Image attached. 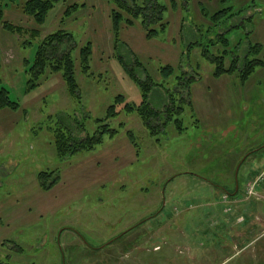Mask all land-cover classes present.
<instances>
[{"label": "rangeland", "instance_id": "obj_1", "mask_svg": "<svg viewBox=\"0 0 264 264\" xmlns=\"http://www.w3.org/2000/svg\"><path fill=\"white\" fill-rule=\"evenodd\" d=\"M24 2L0 0L2 20L22 28L7 31L0 19V89L18 104L0 110V264H264V182L245 192L264 171V0H157L165 7L152 26L157 35L147 37L141 16L121 21L117 47L110 0H60L41 24L22 11ZM56 31L74 37L78 97L51 68L27 90L37 47ZM87 42L83 71L79 49ZM255 44L248 58L263 64L246 80L237 70L214 76L202 55L224 57L226 66L235 57L240 66ZM130 51L164 84L150 94L151 106H169L171 96L182 108L181 133L174 116L152 137L121 103L107 121L116 135L58 157L57 124L83 139L97 133L118 94L140 102L117 60L132 63ZM166 65L173 73L164 79ZM179 76L194 82L185 89Z\"/></svg>", "mask_w": 264, "mask_h": 264}, {"label": "trees", "instance_id": "obj_2", "mask_svg": "<svg viewBox=\"0 0 264 264\" xmlns=\"http://www.w3.org/2000/svg\"><path fill=\"white\" fill-rule=\"evenodd\" d=\"M60 0H25L22 4V11L31 15L34 20L41 24L45 21L48 12L54 7V5ZM116 8H111L110 17L112 20V33L114 40L116 41L114 47H117L119 43V32L121 21L126 22L127 25H132L134 19L141 16V24L147 30V37H153L157 35L158 30L152 27L155 23H160L162 21V13L165 10V7L157 2V0H131L130 3L126 0H110ZM76 8V6H72ZM71 7V8H72ZM68 14V11L67 13ZM126 14L131 15L130 18ZM0 19L2 20V12L0 7ZM3 27L10 32L17 33L20 32L22 28L15 27L12 24L2 20ZM151 27V28H148ZM164 24L160 25L159 30L164 29ZM36 33L33 31L32 36ZM221 41L224 44L229 43V39L225 36L220 37ZM194 44V42H192ZM256 45V46H255ZM250 45L248 53L245 54L242 65L238 66V58L233 57L230 61V64L226 66L224 62V57L211 58L207 52H203V56L211 63L214 64L213 75L220 76L222 74H231L234 71L240 72L241 80H246L249 75L253 72L256 64H261L260 61L250 60L248 55L256 53L260 45L255 44ZM192 46L191 43L188 44V47ZM76 43L74 37L69 32L56 31L52 34L47 35L41 43L38 45L33 64L29 67L28 73L30 75L28 79L27 90H32L35 83L45 72L46 68H51L52 72H61L62 78L66 83V88L73 97L79 96V89L77 86L76 78L74 76V61L72 57V52L76 49ZM132 54V52L130 51ZM91 54V45L90 42L79 49V58L82 70L85 71L89 67V59ZM133 56L132 63L127 62L122 55H117V60L121 64L123 70L126 74L133 80L139 87L141 93V100L138 104L125 101L123 95L118 94L112 103L107 107L104 118L98 119L97 123L100 125L97 133H90L83 138L78 139L73 136L71 133L72 130L68 126L61 122L56 125L54 128V146L57 153V156L62 158L66 155L77 154L82 151L92 150L96 145L100 144L105 135L113 137L116 135V128H112L109 120L114 119L120 113L116 110V106L123 103L122 109L127 113H136L142 124L149 131L150 136L157 137L161 132V128H164L165 125L172 121L177 128L178 132L181 133V119L178 118L181 115L182 108L177 107L174 104L173 98L169 96V106H163L162 109H157L151 106L149 102L150 94L155 90L164 89L163 85L156 82L151 75H149L144 68L143 64L137 59L136 56ZM143 72L144 77L141 78L138 74ZM160 74L164 79L169 78L173 73V68L170 65H166L159 70ZM177 79L180 81L182 87L186 89L189 87L190 83L194 82V78H187L179 76ZM158 85V86H157ZM164 92V91H163ZM166 92V91H165ZM183 102V99H179ZM17 109L18 104L16 101H13L9 96V91L6 87L0 89V110L3 108ZM165 116V117H164ZM165 118L162 123H156L160 119ZM81 126V124H78ZM263 148V147H261ZM258 150L249 151V157ZM246 160V158H245ZM243 160L242 162H244ZM235 174V172H234ZM46 176L45 173L39 174L40 179ZM45 178V177H44ZM239 189V187H238ZM225 190V189H224ZM227 191V190H225ZM237 185L235 184L234 189L231 194L237 195ZM230 193V192H229Z\"/></svg>", "mask_w": 264, "mask_h": 264}, {"label": "built area", "instance_id": "obj_3", "mask_svg": "<svg viewBox=\"0 0 264 264\" xmlns=\"http://www.w3.org/2000/svg\"><path fill=\"white\" fill-rule=\"evenodd\" d=\"M262 182H264V171L260 175H258V177H256L253 182L247 185L248 190L245 191L246 194L247 195L252 194L253 189L259 184H261Z\"/></svg>", "mask_w": 264, "mask_h": 264}, {"label": "crops", "instance_id": "obj_4", "mask_svg": "<svg viewBox=\"0 0 264 264\" xmlns=\"http://www.w3.org/2000/svg\"><path fill=\"white\" fill-rule=\"evenodd\" d=\"M261 187H263V188H261ZM261 187L259 186L258 191L261 192V193H264V184H263V186H261ZM257 193H258V192H257Z\"/></svg>", "mask_w": 264, "mask_h": 264}, {"label": "water", "instance_id": "obj_5", "mask_svg": "<svg viewBox=\"0 0 264 264\" xmlns=\"http://www.w3.org/2000/svg\"><path fill=\"white\" fill-rule=\"evenodd\" d=\"M240 163H242V161H240ZM240 164H238V166L236 167L235 169V176L237 175V172H238V168H239Z\"/></svg>", "mask_w": 264, "mask_h": 264}]
</instances>
